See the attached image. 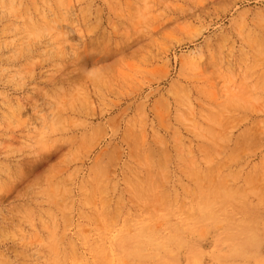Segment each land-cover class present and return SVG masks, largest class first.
Segmentation results:
<instances>
[{"label":"rangeland","instance_id":"obj_1","mask_svg":"<svg viewBox=\"0 0 264 264\" xmlns=\"http://www.w3.org/2000/svg\"><path fill=\"white\" fill-rule=\"evenodd\" d=\"M0 264H264V0H0Z\"/></svg>","mask_w":264,"mask_h":264},{"label":"bare ground","instance_id":"obj_2","mask_svg":"<svg viewBox=\"0 0 264 264\" xmlns=\"http://www.w3.org/2000/svg\"><path fill=\"white\" fill-rule=\"evenodd\" d=\"M157 248V247H156ZM156 248H155V250H156ZM153 249H154V247H153ZM161 251H159L158 253H160ZM153 253V252H152Z\"/></svg>","mask_w":264,"mask_h":264}]
</instances>
